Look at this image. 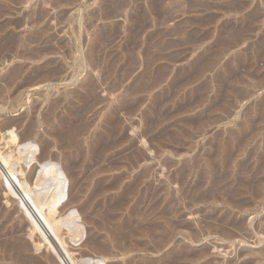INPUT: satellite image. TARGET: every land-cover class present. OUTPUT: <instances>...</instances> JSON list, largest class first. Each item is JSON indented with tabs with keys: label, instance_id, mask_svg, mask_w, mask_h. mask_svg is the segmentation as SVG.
<instances>
[{
	"label": "rangeland",
	"instance_id": "1",
	"mask_svg": "<svg viewBox=\"0 0 264 264\" xmlns=\"http://www.w3.org/2000/svg\"><path fill=\"white\" fill-rule=\"evenodd\" d=\"M56 1L0 0V5L8 11L0 18V24L4 26L0 25V41L6 35L15 34L27 39L44 32L39 43L29 41L25 47L15 46L14 50L5 51L3 41L0 42V48L3 47L0 52V86L4 90V96L0 98V123L22 119L26 126L33 116L39 121L41 119L34 142L38 150L36 157L46 153L63 168L71 185L66 201L72 203L74 198L77 201L71 205L73 208L69 213L71 212L73 220L79 221L82 229L85 228V234L83 238L75 239L70 233L73 226L66 227L59 223L58 227L55 223L70 215L68 212L65 215L59 213L60 209L51 212L45 208L44 215L46 220L50 219V224L42 216V223L36 221L21 201V207L18 206L19 195L10 193L2 185L0 223L6 220L9 213L16 214L13 216L14 223L20 224L23 229L20 231L21 235L18 233L15 237L22 236L23 238H19L23 240L25 238L32 247L33 255L43 256L45 252L46 256L53 257L58 264H63L61 251L67 254L64 253L71 264L83 260L84 252L87 255L84 259L94 258L93 262L100 258L102 264H129V261H140L144 257L147 260H157L160 257L154 252L144 251L148 246L153 248L154 241L141 230L147 224L157 222L155 215L164 208L167 209L171 202L170 208L173 211L168 207V215H171L170 218L168 215L167 217L174 223L176 221L178 226L179 223L181 225L180 230L176 226V231L179 232L175 233L165 253L179 244L188 246L191 252H204V256H196L190 264H264V190L258 199H252L250 194L243 197L247 196V202L249 201L243 212L223 204V200L228 199L227 189L229 191L237 186L233 182L239 172V165L243 164L246 170H251L258 165L264 153V120L261 116L264 114V0H67L66 5L63 4L65 2L58 5ZM152 3L158 6L156 11L152 8ZM39 44L46 54L50 52L46 60L59 67V74L50 84L42 83L44 85L39 84L29 89L25 87L18 91L17 85L31 77L34 74L33 69L40 67L44 61L31 63L15 57L17 53L24 54L25 51L41 49ZM216 54L218 58L214 68L207 70L200 78H194L197 62H206L207 58ZM92 55L95 63L89 60ZM228 65L232 66L230 69L238 73L242 81L239 87L245 96L240 99L233 90L230 91L231 88L221 97V89L224 91V87L217 77L220 73L225 74ZM18 66L23 69L28 66L24 69L22 78L14 86L5 85V78ZM91 83L93 87L90 91L83 90ZM144 84H147L146 87ZM5 86L9 91H6L8 89ZM148 86L150 89L147 90ZM89 95L95 98L92 97L90 102L83 101L82 98ZM52 104L57 107L55 106L50 129L43 120L50 114L49 108ZM131 104L135 106L134 112L130 111ZM111 117H115L116 125L110 122ZM248 122L254 125L255 131L248 137L246 135L250 131L245 133V147L241 153L232 150L234 157L231 158L229 176L226 184L222 185L230 188L226 186L225 192L219 194V202L202 200L201 203H195L193 200L202 190L207 192L210 187L207 181L201 186V190L193 188L196 180L199 181V172L208 163L221 166L227 153H219V146L230 142L231 132ZM64 123L71 128H68L71 134H78L79 141L75 147L65 148L62 141L52 142L49 137L52 130L65 132ZM183 132L187 133L183 136ZM15 134L7 129L3 133L4 138L0 139L1 153L3 151L5 156L11 154V160L19 156L18 147L21 146H17L19 137ZM104 137L108 140L107 143L111 141V147L108 144L104 154L94 157L93 152ZM49 141L52 142L49 152H44V143H50ZM5 142H11V145L4 147L2 144L6 145ZM90 153L94 158H89ZM185 167L186 171H183ZM181 171L188 172L189 177L185 173L181 174ZM21 173L19 168V178L22 177ZM0 179L3 181L2 177ZM136 182L139 183L136 184L134 193L131 187ZM101 183L105 187L114 185V189L92 196ZM142 196L145 197L143 204L140 202ZM123 197L126 201L119 207L116 204ZM29 201L32 204L30 199ZM159 203L162 204L159 206ZM113 205H116V212L112 210ZM138 207L139 213L143 211L144 215H133L132 212ZM222 208L225 211H221ZM145 209L147 212L152 210L153 213L148 212L151 214L149 215L146 212L145 215ZM23 211L25 213L21 214ZM227 211L228 214L225 213ZM21 215L27 216L21 220ZM151 218L155 220L152 221ZM145 219L150 222L147 223ZM122 222L126 223V229L122 227L118 230ZM139 224L142 229L138 228ZM52 226L60 229L58 234L51 229ZM190 229L198 234L199 241L193 243L185 238L191 232ZM224 230L230 236L224 234ZM126 234L129 236L124 237L131 242L122 239L121 235ZM90 238L97 239V245L104 250L95 252L89 247L88 249ZM118 240H121L120 243ZM128 245H132V249Z\"/></svg>",
	"mask_w": 264,
	"mask_h": 264
},
{
	"label": "bare ground",
	"instance_id": "2",
	"mask_svg": "<svg viewBox=\"0 0 264 264\" xmlns=\"http://www.w3.org/2000/svg\"><path fill=\"white\" fill-rule=\"evenodd\" d=\"M66 1L67 0H57L56 1V4H58V5H60L61 3H63V2H65V3H63V4H65L66 5ZM113 0H111V2H112ZM120 1V0H119ZM152 1H154V0H152ZM158 1V0H157ZM203 1H205V0H203ZM12 2V1H11ZM23 2H25V1H23ZM46 2V1H45ZM51 2V1H50ZM155 2V1H154ZM54 4H55V2H53ZM116 3V2H115ZM123 3V2H122ZM160 3V2H159ZM196 3V2H195ZM69 4V3H68ZM163 4V3H162ZM193 4V3H192ZM57 5V6H58ZM70 5H71V3H70ZM110 5V4H109ZM201 5V4H200ZM121 6V5H120ZM123 6V5H122ZM152 8L154 9V11H156L157 10V8H158V6H156V5H154L153 3H152ZM202 6H204V5H202ZM209 6V5H208ZM114 7V6H113ZM160 7V6H159ZM163 7V6H162ZM230 7V6H229ZM104 8V7H103ZM107 8V7H106ZM234 8V7H233ZM109 9V8H108ZM115 9V8H114ZM151 9V8H150ZM105 11V10H104ZM110 11V10H109ZM152 11V10H151ZM159 11V10H158ZM162 11H164V10H162ZM224 11V10H223ZM8 11H7V8H5L4 6H1L0 5V18L2 17V16H4L6 13H7ZM108 12V11H107ZM116 12V11H115ZM42 13H45V12H42ZM110 13H112V12H110ZM109 13V14H110ZM161 13V12H160ZM163 13V12H162ZM40 14V13H39ZM154 14H156V13H154ZM113 15H115V13H113ZM113 15H111V16H113ZM120 15H121V13H120ZM37 17V16H36ZM39 17V16H38ZM46 17V16H45ZM107 17H109V16H107ZM114 17V16H113ZM116 17V16H115ZM110 18H112V17H110ZM39 19H40V17H39ZM43 19V18H42ZM33 21V20H32ZM38 21V20H37ZM12 22V21H11ZM27 22V21H26ZM17 24H18V22H16ZM29 23V22H28ZM24 24V23H23ZM23 24H21V25H23ZM2 27H4L2 24H0ZM8 25V24H7ZM15 25V24H14ZM28 25V24H27ZM17 26H20V24H18ZM16 28V27H15ZM19 28V27H18ZM44 29V28H43ZM0 30H2L1 28H0ZM47 30H48V28H47ZM47 30H46V32H47ZM48 33V32H47ZM43 34H44V32H39V33H37V34H34L33 36H31V37H29V38H27V39H24V37H20V36H17V35H6L5 37H2L1 39H2V41H3V44H4V47H5V49H3V50H5V51H9V50H14L13 48L15 47V46H20L21 48L22 47H25L26 46V42H38V41H42V39H43ZM108 34V33H107ZM31 35V34H30ZM109 37V36H108ZM26 38V37H25ZM240 38H242V37H240ZM107 40V39H106ZM105 40V41H106ZM2 41H0V42H2ZM239 42V41H238ZM242 42V41H241ZM240 42V43H241ZM39 43V42H38ZM28 44V43H27ZM36 44V43H35ZM45 44V43H44ZM1 46V45H0ZM39 47H40V44H39ZM42 47V46H41ZM40 47V48H41ZM1 48H3V47H1ZM1 48H0V50H1ZM19 48V47H18ZM44 48V47H43ZM96 48V47H95ZM29 49V48H28ZM46 49V48H45ZM48 49V48H47ZM97 49V48H96ZM54 50V49H53ZM94 50V49H93ZM46 51H48V50H46ZM50 51V50H49ZM224 51V50H223ZM0 52H2V50L0 51ZM11 52V51H10ZM17 52V51H16ZM95 52V51H94ZM47 53H49L50 54V52H47ZM14 54V53H13ZM49 54H46L45 52H44V50L41 48V49H35V50H30V52L28 51V52H26L25 51V53L23 54L22 52L21 53H17V55H16V57L15 58H20V59H22V60H24V61H28V62H31V63H38V62H42V61H44V63L40 66V67H38V68H35V69H33V75L31 76V77H29L28 79L26 78V80L23 82V83H21V85H17V87H18V91L20 90V89H22V88H31V87H34V86H37V85H41L42 83H48V84H50L51 82L50 81H52L54 78H56L57 76H58V74H59V71H60V69H59V67L58 66H55L52 62H50V61H48V60H46V58H47V55L49 56ZM219 54V53H218ZM222 54V53H221ZM95 55V54H94ZM9 57V56H8ZM90 57V56H89ZM220 57V56H219ZM97 58V57H96ZM218 57H217V54H216V56L215 55H213V56H211V58H207L205 61L206 62H204V60H202L201 61V63L198 61L197 62V64H196V70H195V73L193 74L194 75V78H196V77H199V76H201V75H203L204 73H206V71L207 70H209L210 68H214L213 66L215 65V63H216V59H217ZM4 59V58H3ZM238 59V58H237ZM6 60V59H5ZM89 60H91V62L92 63H95L96 61L95 60H93V55H92V57L89 59ZM11 61V60H10ZM53 61V60H52ZM55 61V60H54ZM242 61V60H241ZM240 61V62H241ZM231 62H232V60H231ZM236 63H239V60H236ZM240 65H241V63H239ZM59 65V64H58ZM28 67V66H27ZM27 67H25V68H27ZM230 67H232V66H230ZM230 67H229V65H228V67H227V69H226V72H225V74H224V72H223V75H222V73H220L219 75H218V81H219V83L221 84H223V87H224V91H223V89H221V97H222V95H223V93L224 92H226V90L227 89H230V91L231 90H233V93L235 92V96L236 97H239V99L240 98H242V97H244L245 95H244V91L240 88L241 86V84H242V81H241V79L239 78V74L238 73H236V72H234V71H232L231 69H230ZM24 68V69H25ZM21 66L19 67H15L11 72H10V74L5 78V85H7V86H11V85H15V83H17V81L20 79V78H22V75L24 74V72H25V70H24ZM62 69V68H61ZM222 69V68H221ZM234 70H235V68H234ZM30 72V71H29ZM164 73V72H163ZM30 74V73H29ZM2 77V76H1ZM27 77V76H26ZM147 77V76H146ZM241 77V76H240ZM192 78H193V76H192ZM200 78V77H199ZM145 79V78H144ZM143 79V80H144ZM155 80V79H154ZM3 81V82H4ZM145 81H146V79H145ZM217 81V82H218ZM50 82V83H49ZM53 82V81H52ZM149 82V81H148ZM147 82V83H148ZM190 82V81H189ZM157 83V82H156ZM185 83V82H184ZM208 83V82H207ZM206 83V84H207ZM1 84V83H0ZM19 84V83H18ZM178 84V83H177ZM188 84V83H187ZM4 85V84H3ZM13 85V86H14ZM42 85H44V84H42ZM139 85V84H138ZM146 85L147 84H144V86L146 87ZM186 85V84H185ZM7 86H5L6 88H7ZM178 86V85H177ZM180 86V85H179ZM240 86V87H239ZM92 87H93V84L91 83V84H87L84 88H83V90L84 89H86L87 91H90L91 89H92ZM145 87H143L145 90H146V88ZM151 87V86H150ZM174 87V86H173ZM206 87V86H205ZM204 87V88H205ZM221 87V86H220ZM239 87V88H238ZM10 88V87H9ZM141 88V90L140 91H142V87L140 86L139 87V89ZM175 88H178V87H175ZM181 88V87H180ZM8 89V88H7ZM14 89V88H13ZM16 89V88H15ZM33 89V88H32ZM138 89V90H139ZM148 89H150L149 88V86H148V88H147V90ZM209 89V88H208ZM10 90H11V88H10ZM137 90V91H138ZM6 91H9V89L8 90H6ZM11 91H13V90H11ZM17 91V92H18ZM15 92H16V90H15ZM14 93V92H13ZM92 93V92H91ZM227 93V92H226ZM7 94V93H6ZM5 94V95H6ZM12 94V93H11ZM88 94H90V93H88ZM201 94V93H200ZM93 95H95L94 93H93ZM177 95V94H176ZM197 95V94H196ZM225 95H227V97H228V94H225ZM3 96H4V90H3V88H1V86H0V98H3ZM80 96V95H79ZM83 96V95H82ZM204 96V95H203ZM230 96V95H229ZM92 97H94V96H91V95H89L88 97H86L85 98V96H84V98H82L83 99V101H85L86 100V102H90V101H92ZM126 97V96H125ZM200 97H202V96H200ZM8 98V97H7ZM95 98V97H94ZM167 98V97H166ZM197 98H199V97H197ZM6 99V98H5ZM13 99V98H12ZM77 99V98H76ZM170 99V98H169ZM2 100V99H1ZM125 100V99H124ZM128 100V99H127ZM220 100V99H219ZM6 101V100H5ZM9 101V100H8ZM138 101V100H137ZM167 101V100H166ZM224 101V100H223ZM222 101V102H223ZM60 102V101H59ZM85 102V103H86ZM142 102V101H141ZM221 102V101H220ZM10 104V103H9ZM61 104V103H60ZM87 104H89V103H87ZM129 104V103H128ZM159 104V103H158ZM157 104V105H158ZM218 104H219V102H218ZM132 105V104H131ZM55 104H52V105H50V108H49V111H50V114L49 115H46V118L45 117H43V118H45L44 120H43V123L44 124H48L49 125V128H50V124H51V122L53 121L52 120V116H53V114H54V111H55ZM128 106H130V105H128ZM134 105H132V106H130V111H132V112H134L133 110L135 109L134 107H133ZM57 107V106H56ZM191 107V106H190ZM193 107V106H192ZM8 108V107H7ZM129 108V107H128ZM222 108V107H221ZM137 110V109H136ZM154 110V109H153ZM225 110V109H224ZM76 112V111H75ZM187 112V111H186ZM115 113H116V111H115ZM114 113V114H115ZM185 113V112H184ZM208 113V112H207ZM261 113V112H260ZM81 114V113H80ZM131 114V113H130ZM160 114V113H159ZM209 114V113H208ZM207 114V115H208ZM262 114V113H261ZM75 115H77V114H75ZM204 115V114H203ZM206 115V116H207ZM260 115V114H259ZM31 116H33V115H31ZM36 116V115H35ZM148 116V115H147ZM209 116V115H208ZM262 116V118H263V120H264V114H262L261 115ZM34 117V116H33ZM32 117V119H30L29 121H28V123H27V125L25 126L24 125V120H16V121H5V122H1L0 123V139L1 138H4L3 136V133L7 130V129H9V130H11L12 131V133L13 134H15V133H17L18 134V136H17V138L19 137V145H17V146H20V148L18 147V154H19V156L17 155V157H13V159L11 160V158H12V156H11V154H10V152H8L7 154H10V155H7V156H5L4 154L5 153H3V151H2V153H1V151H0V176L3 178V181H1V179H0V185H2L7 191H9L10 193H15V194H17V195H19V203H18V206H20L21 207V203H20V201L23 203V205L25 206V208L28 210V212L35 218V220L36 221H39V222H41L42 223V220H41V216L42 217H44L45 218V213H44V210H45V208L46 209H49L51 212L52 211H55V210H59L60 209V212L59 213H61V214H66L67 212L69 213V211L71 210V208H73V207H71V205L73 204V203H77V201L75 200V198H74V200H73V202L72 203H67V201H66V199H67V197H68V195H70V190H71V185H70V182H69V180H68V177H67V175H66V173L64 172V170H63V168L61 167V165L59 164V163H57V162H55L54 160H52V159H50L48 156H47V154L46 153H44V154H41L40 156H38V157H36L37 155H36V152L38 151L37 149H36V145H35V140H36V138H37V128H38V126L41 124V119H40V121L38 120V119H36V117L35 118H33ZM62 117V116H61ZM71 117H72V115H71ZM75 117V116H74ZM200 118V117H199ZM203 118V117H202ZM206 118V117H205ZM82 119V118H81ZM204 119V118H203ZM207 119V118H206ZM210 119H212V118H210ZM60 120V119H59ZM66 120H67V118H66ZM196 120V119H195ZM209 120V119H208ZM72 121H74V120H72ZM85 121V120H84ZM83 121V122H84ZM210 121V120H209ZM69 122V121H68ZM75 122H77V121H75ZM110 122L112 123V124H115L116 123V119H115V117H111V119H110ZM156 122V121H155ZM179 122V121H178ZM191 122V121H190ZM211 122V121H210ZM78 123V122H77ZM76 123V124H77ZM150 123V122H149ZM192 123V122H191ZM196 123V122H195ZM199 123V122H198ZM209 123V122H208ZM180 124V123H179ZM185 124V123H184ZM204 124H206V123H204ZM52 125H53V123H52ZM69 125V124H68ZM74 125V124H73ZM72 125V126H73ZM82 125V124H81ZM87 125V124H86ZM116 125V124H115ZM178 125V124H177ZM187 125V124H186ZM199 125H201V124H199ZM210 125V124H209ZM45 126V125H44ZM63 126L65 127V129L67 130H65V132H59L58 130H52V132L50 131V133H49V137L52 139V142L54 141V142H56V141H59V143L62 141L64 144V146H65V148L67 147H75V144H77L78 143V139H79V137L77 136L78 134H71V132L70 131H68V128H70V127H68L67 125H66V123H64L63 124ZM70 126V125H69ZM113 126V125H112ZM189 126V125H188ZM42 127V126H41ZM48 127V126H47ZM74 127V126H73ZM79 128H80V125L78 126ZM84 127V126H83ZM83 127H81V128H83ZM154 127V126H153ZM182 127V126H181ZM239 127V126H238ZM202 128V127H201ZM200 128V129H201ZM51 129V128H50ZM49 129V130H50ZM54 129V128H53ZM199 129V128H198ZM203 129V128H202ZM201 129V130H202ZM238 129V128H237ZM236 129V130H237ZM70 130H71V128H70ZM85 130V129H84ZM232 131L231 132V140H229L230 142H227V143H225V144H221L220 146H219V153H221L222 154V151L223 152H226L227 153V155H225L224 157H223V162H219L220 164H221V166H219L218 164L216 165V164H214L213 162L212 163H208L206 166H204L203 167V169H201L202 171L201 172H199L200 174H199V181L198 180H196V184H195V187H193V188H196L197 190H201L200 188H202L203 187V185H204V183H206L207 181L209 182V188H207L208 190H207V192H205V191H203L202 190V193L198 196V197H194L195 198V200H193L195 203L196 202H202V200L204 201V202H210V201H213L214 203L215 202H219V200H220V198H219V194H221V192L223 193V192H225L224 190H226L227 188H226V186L227 185H225L224 187L222 186V185H224V183L226 182V180H227V178H228V176H229V168H231V166H230V163H231V158H232V156H233V152H232V150L233 151H235V153H241L242 151H243V147H245L244 146V144H245V139H244V137H248V135H252V132H254L255 131V128H254V125L252 124V123H247V124H243V125H241L240 127H239V129L237 130V131ZM115 131V130H114ZM250 131V133H248ZM45 132V131H44ZM79 132V131H78ZM99 132V131H98ZM112 132V131H111ZM111 132H108V133H111ZM194 132V131H193ZM192 132V133H193ZM84 133V132H83ZM187 133V132H186ZM185 132H183L182 133V135L184 136L185 134H186ZM189 133V132H188ZM198 133V132H197ZM247 135H246V134ZM11 134V133H10ZM113 134H114V132H113ZM181 134V133H180ZM230 134V133H229ZM12 135V134H11ZM16 135V134H15ZM83 135V134H82ZM178 135V134H177ZM246 135V136H245ZM10 136V135H9ZM14 136V135H13ZM99 136V135H98ZM181 136V135H180ZM182 136V137H183ZM11 138H12V136H10ZM42 137V136H41ZM112 137V136H111ZM190 137V136H189ZM8 138V137H7ZM11 138H9L10 140H11ZM105 139H103L102 138V140H101V142L96 146V151L94 150V148L92 149L93 151H95V152H93V154H94V157L96 156V157H98V155H101L103 152H104V150L107 148V146H108V144L111 142H109V143H107V139H106V137H104ZM263 138H264V134H263ZM8 139V140H9ZM42 139V138H41ZM41 139H39L40 141H41ZM84 139V138H83ZM112 139V138H111ZM7 140V141H8ZM100 140V139H99ZM263 140V143H264V139H262ZM6 141V140H5ZM43 141V140H42ZM84 141H85V139H84ZM1 142V141H0ZM13 142V141H12ZM50 142V141H49ZM52 142H50V143H44V152H49L48 151V148L51 146L50 144L52 143ZM3 143V142H2ZM6 143V142H5ZM11 142H7L6 143V145L5 144H2V145H4V147L6 146H8L9 147V144H10ZM14 143V142H13ZM54 144V143H53ZM91 144V143H90ZM113 144V143H112ZM1 145V146H2ZM11 145V144H10ZM260 145V144H259ZM264 145V144H263ZM109 146H110V144H109ZM217 146V147H218ZM4 147H1V148H4ZM62 147V146H61ZM111 147V146H110ZM43 148V147H42ZM91 148V147H90ZM6 149V148H5ZM50 149V148H49ZM75 149H77V148H75ZM245 149V148H244ZM16 150V149H15ZM37 150V151H36ZM79 150V149H78ZM108 150V149H107ZM5 151V150H4ZM263 151H264V146H263V150H262V153H263ZM81 152H83V151H81ZM254 152V151H253ZM13 153V152H12ZM16 153H17V151H16ZM80 153V152H79ZM70 154V153H69ZM91 154L92 153H90V157L89 158H91V157H93V154H92V156H91ZM104 154V153H103ZM78 155V154H77ZM83 155H84V153H83ZM235 155V154H234ZM237 155V154H236ZM250 155H251V153H250ZM5 156V157H4ZM15 156H16V154H15ZM85 156H86V153H85ZM59 157V156H58ZM74 157H76V156H74ZM74 157H72V158H74ZM81 157V156H80ZM84 157V156H83ZM93 157V158H94ZM101 157V156H100ZM234 157V156H233ZM144 158V157H143ZM67 159V158H66ZM69 159V158H68ZM96 159V158H95ZM100 159V158H99ZM233 159V158H232ZM71 161V160H70ZM79 161H80V159H79ZM91 161H92V159H91ZM94 161V160H93ZM141 161V160H140ZM233 161V160H232ZM72 162H73V160H72ZM76 162H78V161H76ZM102 162H104V161H102ZM70 163V162H69ZM81 164H82V160H81V162H80ZM79 163V164H80ZM71 164V163H70ZM75 164V163H74ZM242 164V163H241ZM39 165V166H38ZM73 164H71V166H72ZM70 166V165H69ZM74 166V165H73ZM76 166H77V164H76ZM88 166V165H87ZM87 166H86V168H87ZM102 166V165H101ZM105 166V165H104ZM252 166V165H251ZM256 166V165H255ZM82 167V166H81ZM245 167L246 166H244L243 164H242V166H240L239 165V169H238V171L239 172H237L238 174H236L235 175V177H234V182L233 183H236L237 184V186H234V188L233 189H230L229 191H228V189H227V192H229L228 194V199L226 200H223V204H224V206H226V207H228V206H231L233 209H235V210H237L238 212H243V210H244V206H246L245 204L246 203H248L247 202V199L246 198H248L247 196H246V198H243L245 195H247V194H250V196H251V198L252 199H258L260 196H261V194H262V192H263V190H264V153H263V155L260 157V159H259V161H258V165L256 166V167H252L253 169H251V170H249V169H245ZM19 168L22 170V177H18L17 175H18V172H19ZM72 168V167H71ZM74 168V167H73ZM187 168H188V166H187ZM185 170H183V171H186V167L184 168ZM191 169V168H190ZM102 171H104V169H102ZM108 171V170H107ZM187 171H188V169H187ZM190 171V170H189ZM71 172V171H70ZM191 172V171H190ZM192 172H193V170H192ZM231 172H233V171H231ZM230 172V173H231ZM142 173H144V172H142ZM146 173V172H145ZM181 174H183V173H185V172H183L182 173V171L180 172ZM233 174V173H232ZM234 174H235V172H234ZM20 175V174H19ZM69 175V174H68ZM86 175V174H85ZM141 175H143V174H141ZM186 177H187V175H188V172H186L185 174H184ZM231 175V174H230ZM185 176L183 177V181H185ZM0 177V178H1ZM139 177V176H138ZM189 177V176H188ZM187 177V178H188ZM232 177H233V175H232ZM195 178H196V175H195ZM140 180V179H139ZM188 179H186V181H187ZM193 180V179H192ZM86 181V180H85ZM194 181V180H193ZM116 182V181H115ZM182 182V181H181ZM198 182V183H197ZM117 183V182H116ZM139 183V182H138ZM137 182L135 183V185H133L132 187H131V190L134 192L135 190H136V184H138ZM183 183V182H182ZM191 183V182H190ZM230 183V182H229ZM104 184V183H103ZM185 184V183H184ZM226 184V183H225ZM232 184V183H231ZM105 185V184H104ZM192 185H193V183H192ZM235 185V184H234ZM74 186V185H73ZM106 186V185H105ZM105 186H103L102 185V183H101V186H99L97 189H95V191H93V195L92 196H95V195H97V194H102V193H105V192H107L108 193V191H110V190H113L114 189V185H111V186H108V187H105ZM202 186V187H201ZM96 187V186H95ZM205 187V186H204ZM227 187H229L230 188V186H227ZM193 188H192V191H193ZM226 188V189H225ZM128 189V188H127ZM206 189V188H205ZM144 190H145V188H144ZM151 190V189H150ZM160 190V189H159ZM191 190V189H190ZM197 190H195L196 192H197ZM6 191V192H7ZM131 191V192H132ZM161 192V191H160ZM159 192V193H160ZM187 192V191H186ZM196 192L195 193H193V194H196ZM201 192V191H200ZM203 192H205V193H203ZM8 193V192H7ZM124 193V192H123ZM122 193V194H123ZM130 193V192H129ZM135 193V192H134ZM198 193V192H197ZM9 194V193H8ZM142 194H143V192H142ZM104 195V194H103ZM128 195V194H127ZM132 195V194H131ZM144 195V194H143ZM158 195V194H157ZM156 195V196H157ZM191 196H192V194H190ZM222 195V194H221ZM227 195V193L225 194V196ZM9 196V195H8ZM11 196V195H10ZM9 196V197H10ZM80 196V195H79ZM150 196V195H149ZM153 196V195H152ZM195 196V195H194ZM225 196H222L223 198L225 197ZM3 197H5V196H3ZM91 197V196H90ZM227 197V196H226ZM225 197V198H226ZM127 198V197H126ZM145 197L144 196H142L141 198H140V202L143 204V199H144ZM154 198V197H153ZM191 198V197H190ZM2 199V198H1ZM14 199V198H13ZM29 199L31 200V202H32V204L30 203V201H29ZM81 199V198H80ZM148 199V198H147ZM155 199V198H154ZM163 199V198H162ZM162 199H161V201H162ZM251 199V200H252ZM16 200V199H15ZM79 200V199H78ZM90 200H92V199H90ZM2 201V200H1ZM97 201V200H96ZM124 201H126V199L123 197L120 201H119V203L118 204H116V205H119V207L121 206V205H124ZM160 201V200H159ZM159 201H157V205H158V202ZM91 202V201H90ZM93 202V201H92ZM113 202V201H112ZM118 202V201H117ZM200 202V203H201ZM222 202V201H221ZM89 203V202H88ZM97 202H95V204H96ZM99 203V202H98ZM141 203H139V204H141ZM149 203V202H148ZM212 203V202H211ZM90 204V203H89ZM160 204H162V203H159V206H160ZM170 204H172L171 202H169V209H171L170 207L172 206V205H170ZM194 204V203H193ZM210 204V203H209ZM222 204V203H221ZM8 205V204H7ZM33 205V206H32ZM116 205H113V207H112V210L114 211V212H116L115 210H116ZM156 205V204H155ZM168 205V204H167ZM191 205H192V203H191ZM195 205H197V204H195ZM207 205V204H206ZM2 206V205H1ZM85 206V205H84ZM111 206V205H110ZM147 206V205H146ZM118 207V209L120 210V208ZM137 207V206H136ZM151 207H153V206H150V208ZM156 207H158V206H156ZM168 207H167V209L166 208H164V210H162V211H160V212H158L156 215H155V218H156V220H157V222H154L153 224H147V223H149L150 221L149 220H146L145 219V221H147V223H144L145 225L147 224V226L145 227V228H143L144 230H141V232H145L146 233V236L147 237H149L151 240H153L154 241V247L153 248H151L150 249V246H148L144 251L145 252H154V253H156V254H159L160 255V257L157 259V260H147V259H145V257H144V259H142V260H140V261H135V260H133V261H129V264H185V262H186V264H190L191 262H192V260H193V258L195 259V257L196 256H204V252L203 251H200V252H191V250L189 249V247L188 246H186V245H175L173 248H171L169 251H167L166 253L164 252L165 250H166V248L167 247H169V245H170V243H171V241L173 240V238L175 237V233L177 232H179V231H176V228L177 227H179L181 224L179 223V226L177 225V224H175V223H177L176 221H175V223L172 221V220H169L168 219V217H167V215L169 214V210H168ZM193 207V206H192ZM226 207L224 208L225 210H227L226 209ZM108 208H109V206H108ZM221 209V211L222 210H224V209ZM22 209V208H21ZM36 209V210H35ZM84 209V208H83ZM118 209H117V211H118ZM138 209H139V207L138 208H136L135 210H134V212H132L133 213V215L134 214H140L139 213V211H138ZM143 209V208H142ZM153 209H155V208H153ZM173 209H174V207H173ZM229 209V208H228ZM16 210V209H15ZM14 210V211H15ZM48 210V211H49ZM141 210V209H140ZM150 210V209H149ZM224 210V211H225ZM21 211V210H20ZM38 211V212H37ZM142 211V210H141ZM154 211V210H153ZM171 211H173L172 209H171ZM177 211H178V209H177ZM177 211H175V212H177ZM182 211V210H181ZM191 211V210H190ZM228 211H232V210H228ZM228 211L227 212H225L226 214H228ZM50 212V214L52 215V213ZM145 215H146V209H145ZM148 212H150V213H153L152 212V210L151 211H148ZM147 212V213H148ZM174 212V213H175ZM233 212V211H232ZM231 212V213H232ZM16 213H17V211H16ZM23 213H25L24 211L23 212H21V214H23ZM71 213V212H70ZM69 213V214H70ZM90 213V212H89ZM95 213H96V211H95ZM111 213V212H110ZM131 213V214H132ZM142 213H143V211H142ZM141 213V214H142ZM150 213H148L149 215H151ZM170 213H172V212H170ZM178 213V212H177ZM6 214V213H5ZM18 214V213H17ZM48 214V213H47ZM69 214H67V216L69 215ZM85 214V213H84ZM173 214V213H172ZM229 214H230V212H229ZM0 215H1V213H0ZM3 215V214H2ZM16 215V214H15ZM15 215H13L12 213H9L7 216H6V220L5 221H3V222H1L0 223V264H58L57 262L58 261H56L53 257H51V256H46L45 255V252H43L44 253V255L43 256H35V255H33L32 254V252H31V246H30V243L28 244L26 241H25V238H24V240L22 239L23 237L22 236H19V237H22V238H19V237H15V235L16 234H20V231H21V229H23V228H21L20 227V224H15L14 223V221H15V219L13 218V216H15ZM40 215V216H39ZM71 215L72 214H70L67 218H65V217H63V218H65V219H63V220H58L56 223L55 222H53V224L55 223L57 226H58V224L59 223H61V225L62 224H64V226H69V227H71V226H73V227H71L72 229H70V233H71V236H72V238H78V237H84V234H85V231H84V229H82V226L78 223L79 221H75V220H73V218L71 217ZM143 215H144V213H143ZM171 215V214H170ZM170 215H168L169 216V218H170ZM192 215V214H191ZM25 216H27V215H25ZM25 216H23V215H21V220H24L25 218ZM220 216V215H219ZM228 216V215H227ZM229 216H231V215H229ZM52 217L53 216H51L50 218L52 219ZM61 217H62V215H61ZM61 217H59V218H61ZM135 217V216H134ZM153 218V217H152ZM151 218V220L153 221V220H155V219H152ZM174 218V217H173ZM178 218V217H177ZM182 218V217H181ZM26 219H27V217H26ZM47 218H45V220H46ZM126 219V218H125ZM136 219V218H135ZM175 219V218H174ZM228 219V218H227ZM46 221H48V224H50V219H48V220H46ZM53 221V220H52ZM52 221H51V224H52ZM111 221H114V220H111ZM126 222H127V220H125ZM129 221V220H128ZM135 221V220H134ZM149 221V222H148ZM181 221V220H180ZM222 221H224L223 219H222ZM222 221H220V222H222ZM229 221V220H228ZM237 221V220H236ZM110 222V221H109ZM108 222V223H109ZM140 221H138V223H139ZM92 223V222H91ZM125 223V222H124ZM123 222L121 223V225L119 224V226H118V230L120 229V228H124V226H125V224H124ZM183 223V222H182ZM223 223V222H222ZM242 223V222H241ZM132 225H133V223H131ZM141 224V223H140ZM140 224L139 225H137L138 226V228L140 229H142V227L140 226ZM190 224V223H189ZM235 224H237V223H235ZM28 225V224H27ZM41 225V224H40ZM118 225V224H117ZM128 225V224H127ZM126 225V226H127ZM192 225V224H191ZM238 225V224H237ZM57 226H52L51 227V229H54L55 230V232H57L56 234H58V232H59V226L57 227ZM116 226V225H115ZM140 226V227H139ZM143 226V225H142ZM177 226V227H176ZM43 227V226H42ZM44 227H46V226H44ZM61 227V226H60ZM63 227V226H62ZM97 227V226H96ZM182 227V226H181ZM242 227V226H241ZM129 228V227H128ZM186 228V227H185ZM188 228V227H187ZM240 228V227H239ZM46 229H47V227H46ZM124 229H126V228H124ZM123 229V230H124ZM24 230H25V228H24ZM54 230H53V232H54ZM61 230H62V228H61ZM178 230H180V227H179V229ZM47 231V230H46ZM117 231V230H116ZM121 231V230H120ZM120 231H118V232H120ZM135 231V230H134ZM182 231V230H181ZM187 231H189L188 229H187ZM190 231H191V229H190ZM194 230H192L185 238L186 239H188L189 241H191V242H193V243H195V242H197V241H199V236H198V234L196 233V232H193ZM221 231V230H220ZM68 232H69V230H68ZM115 232V231H114ZM123 232V231H122ZM126 232V231H125ZM183 232V231H182ZM48 233H49V231H48ZM70 233H68V234H70ZM111 233V232H110ZM18 234V235H19ZM63 234V233H62ZM115 234H117V233H115ZM124 234V233H123ZM133 234H134V232H133ZM179 234H182V233H179ZM224 234H226L227 236H230V233L229 232H227V231H225L224 230ZM21 235V234H20ZM94 235V234H93ZM96 235V234H95ZM112 235V234H111ZM110 235V236H111ZM118 235V234H117ZM116 235V236H117ZM129 236V234H126V235H121V237H123L122 239L124 240V238L126 237V236ZM135 235V234H134ZM133 235V236H134ZM138 235V234H137ZM99 236V235H98ZM115 236V235H114ZM119 237H120V235H118ZM125 236V237H124ZM127 236V237H128ZM139 236V235H138ZM142 236V235H141ZM39 237V236H38ZM41 237V236H40ZM61 237H62V235H61ZM97 237V235L95 236V238ZM101 237V236H100ZM113 237V236H112ZM118 237V238H119ZM136 237V236H135ZM143 237H145L144 235H143ZM58 238V237H57ZM131 238V237H130ZM38 239V238H37ZM36 239V240H37ZM81 239V238H80ZM105 239V238H104ZM126 239V238H125ZM128 239V238H127ZM126 239V240H127ZM64 240V239H63ZM90 240H91V238H90ZM97 239H92L91 240V242H88V246H87V248L89 247L90 248V250L92 249V250H97V251H103L104 249L101 247V246H98L97 245V241H96ZM115 240H116V242H117V239L115 238ZM129 241H130V239H128ZM127 240V241H128ZM39 241V240H38ZM42 241V240H41ZM78 241V240H77ZM86 241H88V240H86ZM106 241H108L107 239H106ZM119 241H121V240H118V242ZM136 241V240H135ZM74 242H75V240H74ZM131 242V241H130ZM137 242V241H136ZM62 243V242H61ZM69 243V242H68ZM87 243V242H86ZM120 243V242H119ZM129 243V242H128ZM177 243H179V241L178 242H176L175 244H177ZM41 244V243H40ZM40 244H38V245H40ZM66 244V243H65ZM136 244H138V243H136ZM63 245V244H62ZM142 245H145V244H142ZM66 246V245H65ZM106 246V245H105ZM128 246H131V249H132V245H128ZM146 246V245H145ZM31 247V248H30ZM39 247V246H38ZM85 247H86V245H85ZM119 247V246H118ZM36 248V247H35ZM88 248V249H89ZM125 248V247H124ZM136 248H138L139 249V247H136ZM141 248V247H140ZM39 249V248H38ZM38 249H37V251H38ZM120 249H122V248H120ZM130 249V248H129ZM59 250V249H58ZM57 250V251H58ZM67 250V249H66ZM127 250V249H126ZM135 250H137V249H135ZM142 250V249H141ZM128 251V250H127ZM47 252V251H46ZM58 252H60V251H58ZM96 252V251H95ZM34 253V252H33ZM39 253V252H38ZM41 253V252H40ZM42 253V254H43ZM65 253V252H64ZM64 253L61 251L60 252V256L62 257V261H63V264H71V262L69 261V259L66 257V255H64ZM85 253V252H84ZM82 254V258L84 257V258H86V253L85 254ZM51 254V253H50ZM52 254H54V253H52ZM40 255V254H39ZM143 255V254H142ZM53 256V255H52ZM148 256V255H147ZM83 258V260H77V262L75 263V264H102V259H100V258H98V261H96V262H93V259H84ZM77 259V258H76ZM95 260V259H94ZM132 260V259H131ZM197 261V260H196Z\"/></svg>",
	"mask_w": 264,
	"mask_h": 264
}]
</instances>
